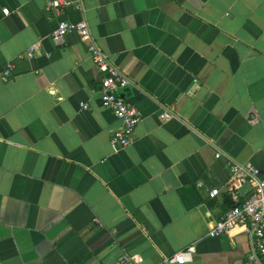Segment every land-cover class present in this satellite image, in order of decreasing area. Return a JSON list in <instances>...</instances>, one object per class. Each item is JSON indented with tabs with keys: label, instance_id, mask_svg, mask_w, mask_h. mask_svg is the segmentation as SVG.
I'll use <instances>...</instances> for the list:
<instances>
[{
	"label": "crops",
	"instance_id": "obj_1",
	"mask_svg": "<svg viewBox=\"0 0 264 264\" xmlns=\"http://www.w3.org/2000/svg\"><path fill=\"white\" fill-rule=\"evenodd\" d=\"M74 1L61 16L86 20L128 74L120 92L140 120L133 142L114 146L121 122L79 34L53 41L47 0H0V260L166 264L194 246L184 264H245L241 228L209 230L234 203L229 162L264 171V0Z\"/></svg>",
	"mask_w": 264,
	"mask_h": 264
},
{
	"label": "built area",
	"instance_id": "obj_2",
	"mask_svg": "<svg viewBox=\"0 0 264 264\" xmlns=\"http://www.w3.org/2000/svg\"><path fill=\"white\" fill-rule=\"evenodd\" d=\"M71 6L80 8L81 4L74 0H47L46 8L51 12L49 17L57 18V27L52 32V39L56 44H60L70 33L76 32L86 43L90 58L102 73L101 86L98 90L102 104L113 110L121 122V126L113 132L111 143L117 147L128 146L134 140L135 128L140 120L138 109L128 102L120 92L131 84V79L101 49L86 20L72 22L61 16L63 10ZM3 12L9 14V9L4 8ZM40 52L41 42L39 41L32 44L27 52L19 55V57L32 58ZM13 67V61L6 62V66L1 70L4 80L12 76ZM82 107L88 108L89 105L84 103ZM172 116V112L164 111L160 118L167 120ZM216 156L220 157L221 153L218 152ZM229 169L238 184L229 192L234 203L211 226L209 235L221 236L241 228L246 233L249 242L245 264H264V171L252 163L231 161L229 162ZM245 184H248L250 189L245 198L242 199L239 188ZM198 185H202V182H199ZM219 192L218 188H212L210 196L215 197ZM194 251L195 247L189 246L185 251H180L170 258H166L165 263L184 264L187 255H192ZM142 262L143 257L140 254L127 253L123 255L119 264H141ZM0 264H3L1 260Z\"/></svg>",
	"mask_w": 264,
	"mask_h": 264
},
{
	"label": "water",
	"instance_id": "obj_3",
	"mask_svg": "<svg viewBox=\"0 0 264 264\" xmlns=\"http://www.w3.org/2000/svg\"><path fill=\"white\" fill-rule=\"evenodd\" d=\"M133 222L132 218H126L124 219L122 222H120L117 226H116V230L120 231L122 229H124L125 227L131 225Z\"/></svg>",
	"mask_w": 264,
	"mask_h": 264
}]
</instances>
